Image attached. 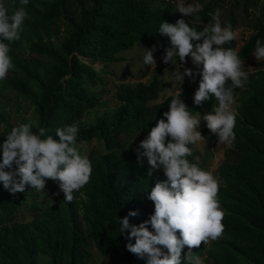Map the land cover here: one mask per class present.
I'll return each instance as SVG.
<instances>
[{"label": "trees", "instance_id": "16d2710c", "mask_svg": "<svg viewBox=\"0 0 264 264\" xmlns=\"http://www.w3.org/2000/svg\"><path fill=\"white\" fill-rule=\"evenodd\" d=\"M7 1L12 7H24L27 17L20 39L10 43L14 67L0 80V93L8 90L20 96L30 114L21 115L17 101L11 109L17 123L8 124L9 111L0 97V124H5L0 128V144L21 124L34 122L47 130L45 136L57 140V128L76 124V147L91 161L92 173L70 203L63 196L44 202L58 188L52 180L46 181L43 191L26 186L15 195L0 183V264H105L92 263V245L110 264H137L136 255L126 248L135 240L128 239L129 230L120 233L119 219L136 211L128 219L131 225H139L149 220L154 207L141 166L146 159L139 165L135 149L157 120H166L163 114L177 91L156 101L164 85L157 74L164 68H158L147 82H113L102 95L101 87L91 89L102 80L103 68H95L94 63L117 62L116 53L136 42L165 50L171 44L158 31L161 22L185 19L201 31L213 23L216 9L221 12V25L231 23L236 32L235 39L223 47L236 50L243 60L256 49L257 40L264 45V3L250 17L249 9L259 0H184L186 5L203 6L197 20L179 13L174 0H28L27 5ZM238 17L246 28L242 31L237 30ZM14 49L26 55L15 56ZM201 71L199 65L191 82L179 85L180 98L192 113L217 102L210 97L201 106L194 104ZM102 98L108 110L86 124L85 111ZM239 101L235 140L214 172L220 181L218 199L225 212V230L213 247L202 242L192 249L197 255L204 252L208 264H264V67L248 73ZM32 131L37 132V127ZM20 207L31 211L32 218L19 220Z\"/></svg>", "mask_w": 264, "mask_h": 264}, {"label": "clouds", "instance_id": "9594fccd", "mask_svg": "<svg viewBox=\"0 0 264 264\" xmlns=\"http://www.w3.org/2000/svg\"><path fill=\"white\" fill-rule=\"evenodd\" d=\"M27 3L28 0H20L21 5ZM202 10L200 4L180 2L177 5L179 13L185 17L194 16L197 20L200 19L197 14ZM220 16V10L216 9L212 14L213 23L201 31L189 26L185 19H178L175 24L160 23L159 33L169 37L171 44L165 48L163 63L175 65L178 57L183 64L186 57H191L192 63L197 65L196 74L198 66L202 65L194 104L201 106L210 97L217 102L209 103L201 111H211L208 114L192 113L180 98L179 88L169 102L168 111L163 114L166 120H157L147 138L140 141L135 149L138 164L146 159L145 165H139L146 170L147 189L150 191L148 199L154 207L149 220L139 225H131L128 219L129 216L135 217L136 211H130L119 219L120 233L129 230L128 239L135 240L126 244V248L136 255L134 262L137 264H203L201 257H206L205 253L197 255L192 249L198 248L202 242L208 244L223 236L225 212L219 203L220 181L214 172L224 158V151L235 140V109L248 73L242 70L243 60L237 51L223 47L235 39L236 32L231 23L222 26ZM26 17L24 7H12L9 1L0 0V80L6 79L14 67L9 55L10 43L20 39L19 33ZM194 41L202 42L194 44ZM145 50L143 64L155 69V48ZM254 56L256 60H264V45L260 40L256 41ZM173 74L180 84L185 76H194L188 68ZM201 119L207 126L201 128L202 134L197 130ZM34 126L38 129L35 133L32 131ZM46 131L34 122L11 129L0 144V183L15 195L24 192L26 186L43 191L46 181L52 180L58 182L54 193L62 191L60 196L70 203L74 192L90 182L91 161L76 147L79 131L76 124L57 128L55 136L58 140L52 135L45 136ZM213 135L218 137L219 143L229 146L223 149L222 158L211 173L201 169L197 159L198 156H203V159L209 157L210 152L205 148L199 153L193 150V145L198 142L205 144L203 136L213 138ZM166 138H169L167 144Z\"/></svg>", "mask_w": 264, "mask_h": 264}, {"label": "rangeland", "instance_id": "374dc122", "mask_svg": "<svg viewBox=\"0 0 264 264\" xmlns=\"http://www.w3.org/2000/svg\"><path fill=\"white\" fill-rule=\"evenodd\" d=\"M195 2V0H193ZM230 0H227V2ZM180 2L184 3V0H174V3L178 5ZM259 3L255 7H251L249 9V16L254 17L258 13V7L261 3H264V0H259ZM185 4V3H184ZM186 5V4H185ZM239 18L238 22V31L246 29L243 24L242 18ZM245 35V33L243 34ZM240 42L237 43L239 45ZM145 49H149L144 47L140 42H136L132 47L120 50L119 52L116 53V55L120 58L119 61L117 62H109L106 64H103L102 62H95L94 66L95 68L102 69L100 72V76L102 78L101 83L98 86L91 87V89H97L101 87L103 90L102 95H104L105 92L110 90V83L113 82H120V81H125V82H136V81H141V82H147L150 80L152 77V74L158 69V68H164L163 72H158L157 74L162 78L164 81V85L161 88L159 97L157 99L161 100L164 96L171 94L173 92L178 91L180 82L174 78V72H183L185 68L191 69L194 73V76L196 75L197 72V65H194L192 63L191 57H186V63H181L179 61V58H176V64L168 63L165 64L162 61V57L165 55V50H159L155 48L153 51V56L156 61V67L155 69L150 68L147 65L143 64V56L145 55ZM13 53H15V56H22L26 55L25 53L18 54L17 50L14 49ZM255 50L252 51L246 58L243 59V71L246 73H254L257 71L259 68L264 67V60H256L254 56ZM10 72H8L7 75H9ZM193 76V77H194ZM192 77V78H193ZM192 78H189L188 76H185L183 79L182 83H190ZM0 97H3L4 105L6 111H9V116L7 119L8 124L12 123H17L16 116L17 114L11 109H13L15 103L19 101L20 108L19 112L24 114L25 117L29 116L28 109L24 105V100L14 94L11 91L8 90H2L0 93ZM102 98V101L100 104H97L96 106L92 107L89 110L85 111L84 114V122L86 124H91L94 122V119L97 115L101 114L103 111L108 110V104L104 102ZM211 111H204L200 112L201 116L210 113ZM196 115V114H193ZM206 122L201 119L200 126L197 129L201 134L202 132L200 131L201 128H206ZM0 128L3 130L5 128V124L1 123ZM205 137V144L204 142H198L196 145H193V150H196L199 153H202L206 149L210 152L209 157L203 159V156H198L197 159L200 161V168L208 171V172H213L215 170L216 165L219 163V161L222 158V151L225 147L229 146L227 144H222L218 142V137L216 135H213V138H210L208 136H203ZM93 145L98 143L93 140ZM206 148V149H205ZM203 161V162H202ZM62 194V191H58L54 193L50 198L47 199L45 203H53L58 200L59 196ZM36 205L39 204V199L35 200ZM21 208V207H20ZM19 208V209H20ZM32 218L31 211H28L25 209V207L21 208V214L18 217L19 220H29ZM219 239L215 240L218 241ZM214 241H210L208 244H206L207 248L213 247ZM91 260L93 262H104L105 264H110L108 259L106 257H103L94 247L93 245L91 246ZM203 260V264H208V261L205 256L201 257ZM112 264V263H111Z\"/></svg>", "mask_w": 264, "mask_h": 264}]
</instances>
